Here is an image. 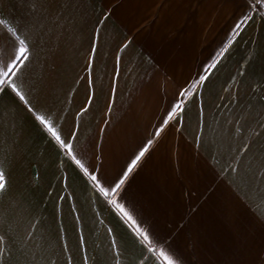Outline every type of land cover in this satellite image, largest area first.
<instances>
[{
	"label": "crops",
	"instance_id": "obj_1",
	"mask_svg": "<svg viewBox=\"0 0 264 264\" xmlns=\"http://www.w3.org/2000/svg\"><path fill=\"white\" fill-rule=\"evenodd\" d=\"M0 22V264H264L263 0H0Z\"/></svg>",
	"mask_w": 264,
	"mask_h": 264
},
{
	"label": "snow or ice",
	"instance_id": "obj_2",
	"mask_svg": "<svg viewBox=\"0 0 264 264\" xmlns=\"http://www.w3.org/2000/svg\"><path fill=\"white\" fill-rule=\"evenodd\" d=\"M0 23H2V22H0ZM24 44H25L24 40H20V45H21V46H20V48L18 49V51H19V55H17V57H16V60H17V61L19 62V64H21V65L24 63V60L28 59V57L25 55L27 49H26V47L24 46ZM21 57H23V59H21ZM9 72H11V75H12V76H17V73L14 72V71H12L11 68H9ZM4 75L7 76V75H8V72H5ZM202 79H203V78H202ZM7 83H8V81L0 79V86L5 85V84H7ZM12 87H13V90H14V91H17L18 85H17V83H16L15 80L12 81ZM17 95H20V98H21V99H24L23 95H21L19 91H17ZM37 119L40 121L41 124H43L45 127L48 128V131L51 132L52 135H54V136L56 135L54 129L48 124V122H47L43 117L38 116ZM57 139H59L58 136H57ZM143 155H144V152L141 151V152L139 153V155L136 157V159L132 162V164L135 165L136 161H138ZM129 171H131V166L129 167ZM125 176H127V173H125ZM93 179L95 180L96 177L93 176ZM123 182H124V181L121 180L120 183H118V184L116 185V188L113 189V191L119 189L120 186L123 184ZM5 188H6V177H5V173H4V170H3L2 166H0V193H2L3 190H4ZM140 234L143 236V238H144L145 240L148 239V236H147L143 231H141ZM0 243H2V237H0ZM0 251H2V248H0Z\"/></svg>",
	"mask_w": 264,
	"mask_h": 264
},
{
	"label": "rangeland",
	"instance_id": "obj_3",
	"mask_svg": "<svg viewBox=\"0 0 264 264\" xmlns=\"http://www.w3.org/2000/svg\"><path fill=\"white\" fill-rule=\"evenodd\" d=\"M251 1H252V2H254V1H256V0H254V1H253V0H251ZM263 2H264V0H263Z\"/></svg>",
	"mask_w": 264,
	"mask_h": 264
}]
</instances>
